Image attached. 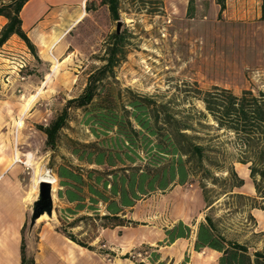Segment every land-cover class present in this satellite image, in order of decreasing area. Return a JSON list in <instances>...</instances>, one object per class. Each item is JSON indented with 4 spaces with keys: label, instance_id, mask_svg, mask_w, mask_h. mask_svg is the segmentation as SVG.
I'll return each instance as SVG.
<instances>
[{
    "label": "rangeland",
    "instance_id": "1",
    "mask_svg": "<svg viewBox=\"0 0 264 264\" xmlns=\"http://www.w3.org/2000/svg\"><path fill=\"white\" fill-rule=\"evenodd\" d=\"M67 1L71 5L58 7L60 11L50 10L42 27L35 26L31 31L35 52L20 38L9 39L0 50L1 129L9 132L13 143L22 150L21 162L31 167L34 180L38 169L41 173L49 171L56 178L54 215L58 209L66 207V203L57 196L59 184L50 163L55 166L62 162L80 164L71 152L73 140L90 142L96 138L84 124L82 110L72 112V120L61 132L55 152L46 147L45 134L38 125H47L61 111L67 99L81 93L88 74L103 64L101 56L105 42L111 33L117 31L118 23L111 18L108 8L102 6L86 13L70 28L68 15L74 14L76 8L74 3H70L74 0ZM186 1L122 0L119 31H127L130 44L125 59L115 69V77L109 80L108 90L114 95L121 90L126 100L125 89L131 88L159 101H170L176 109L205 110L196 89L207 90L218 85L236 94L243 89H252L255 93L264 89V22L252 26L243 20L217 17L211 13L210 0H194L195 8L190 14L185 8ZM59 37H62L59 49L52 50V43ZM21 59L26 65L19 71ZM55 64L57 67L53 70ZM23 82L26 83L24 86L19 85ZM33 95L31 106L22 114L25 103ZM20 118L23 123L16 134V123ZM201 121L214 125L212 118ZM197 126L200 135L212 136V141L222 150L217 160L223 168L213 170L219 179L202 180L207 184V195L217 199L208 212L214 215L219 229L228 238L247 244L251 250L262 248L264 232L257 228L250 210L253 205L261 203L260 192H264V182H258L259 189L251 196L223 194L231 184V181H225L228 177L225 170L242 159L240 150L232 134L216 130L215 126L205 129ZM200 179L196 175L181 186L188 188L194 183L200 188ZM179 189L177 192H172V188L156 191L144 198L136 211L139 215H173L177 205H172L181 203L179 210L183 212L181 200L188 197V193L181 187ZM189 194L194 199L193 193ZM75 232L86 239L92 235L84 225L75 228ZM151 254L152 248L148 245L128 252L130 258L137 262L150 260Z\"/></svg>",
    "mask_w": 264,
    "mask_h": 264
},
{
    "label": "trees",
    "instance_id": "2",
    "mask_svg": "<svg viewBox=\"0 0 264 264\" xmlns=\"http://www.w3.org/2000/svg\"><path fill=\"white\" fill-rule=\"evenodd\" d=\"M28 1L0 0V16L7 19L0 30V50L12 35H17L35 52L34 43L22 27L20 14ZM153 2L161 3V0ZM217 3L222 11L225 0ZM102 6L108 8L113 20L120 19L122 0H86L85 10L89 13ZM261 8L264 19V0ZM193 9L190 0L188 13ZM129 36L126 30L111 33L101 56L103 64L88 74L81 93L67 99L47 125H38L45 134L46 147L55 152L61 132L72 120V112L82 110L83 122L96 138L90 142L73 140L71 152L80 164L50 163L59 184L57 196L66 203V207L57 210L56 229L89 249L95 248L91 243L100 229L138 224L126 215L144 198L177 184L185 185L196 175L201 178L199 186L206 202L213 204L217 200L207 195V184L202 180L219 179L213 170L223 168L217 160L222 150L212 141V136L200 135L197 125L204 129L215 126L216 130L232 134L242 156L238 162L250 163V177L257 191L258 182H264V89L257 93L243 89L240 94L218 85L207 90L196 89L205 110L176 109L170 101H159L131 88L125 89L124 100L121 90L114 95L108 89L116 67L128 53ZM207 118H212L214 125L202 123ZM51 157L54 159V155ZM225 171L228 173L225 181L231 184L223 194L246 196L233 192L234 187L244 184L234 165ZM260 198L261 203L253 207L264 210V192H260ZM205 218L206 222L198 227L195 250L209 247L221 252L218 264H264V246L251 250L247 244L223 234L211 216ZM83 225L92 233L90 239L75 232V228ZM190 231L187 224L179 221L165 232L170 243L187 237ZM154 255L152 251L151 258ZM20 264H34L33 259L27 260L24 246Z\"/></svg>",
    "mask_w": 264,
    "mask_h": 264
},
{
    "label": "crops",
    "instance_id": "3",
    "mask_svg": "<svg viewBox=\"0 0 264 264\" xmlns=\"http://www.w3.org/2000/svg\"><path fill=\"white\" fill-rule=\"evenodd\" d=\"M74 1L70 3H74L76 10L74 14L68 15L70 28L82 12L88 13L85 10L86 0ZM189 1L187 0L185 5L187 12ZM232 1L233 3L225 0V8L221 11L217 0H210L211 13L232 21L243 20L252 26L264 22L262 0ZM68 5L71 4L67 0H30L24 5L20 13L22 27L33 43L31 36L33 28L38 25L42 27L50 10L60 11L58 7L65 8ZM193 7L195 8L194 0ZM25 8H27L26 14L23 16ZM6 22L7 19L0 16V30ZM13 38L19 37L12 35L10 39ZM26 83L19 85L24 86ZM1 128L2 123L0 125V264H20L22 246H24L27 260L33 259L34 264H218L221 252L209 247L200 251L194 248L199 224L206 222L207 215L213 220L215 217L208 212L214 203L208 204L202 190L193 184L188 188L181 185L172 187V192L179 191L181 187L188 193V197L181 200L184 207L183 212L179 210L181 203H174L172 206H177L173 215H139L136 211L139 202L126 215L138 224L100 229L99 235L91 243L95 246L94 249L81 246L58 231L56 229L59 225L57 215H54V218L40 217L29 234L28 223L31 205L36 197V179L34 180V175H31V167L21 162L22 150H19L18 145L13 143L9 132ZM15 132L17 134V131ZM234 168L244 179V184L234 187L233 192L246 196L254 194L256 187L250 177L248 166L237 162L234 163ZM189 193H193L194 199ZM175 201L179 202L177 199ZM250 212L256 221L257 228L260 232H264V210L253 207ZM179 221L191 228L190 234L169 243L165 231ZM141 245H148L152 248L155 253L153 258L138 262L130 258L128 252ZM255 249L261 248L253 250Z\"/></svg>",
    "mask_w": 264,
    "mask_h": 264
},
{
    "label": "water",
    "instance_id": "4",
    "mask_svg": "<svg viewBox=\"0 0 264 264\" xmlns=\"http://www.w3.org/2000/svg\"><path fill=\"white\" fill-rule=\"evenodd\" d=\"M121 24L122 21L118 20V32L120 30ZM42 216L54 218V184L46 180H40L38 182V192L31 205L28 223L29 234H31V231L37 220Z\"/></svg>",
    "mask_w": 264,
    "mask_h": 264
},
{
    "label": "bare ground",
    "instance_id": "5",
    "mask_svg": "<svg viewBox=\"0 0 264 264\" xmlns=\"http://www.w3.org/2000/svg\"><path fill=\"white\" fill-rule=\"evenodd\" d=\"M26 9L27 8H25V10L23 11V13H22V15L23 16H25V14H26ZM82 11V10H81ZM84 12H82L81 13V15L76 19V20H74V23L73 24H76V23H78L81 19H82V17L84 16ZM67 30V29H66ZM63 34V33H62ZM63 37V36H62ZM62 37H59V38H57L53 43H52V45H51V48H52V50H54V49H56V50H58L59 49V47H60V45H61V43H62ZM53 52V51H52ZM55 60L56 61H59V59H57V57H55ZM55 67H57V65L55 64V65H53V70L54 69H56ZM51 70V69H50ZM46 83V82H45ZM44 83V84H45ZM35 96L33 95L32 97H30L28 100H27V102L25 103V107H24V109H23V112H22V114H24L27 110H28V108L31 106V103H32V100H33V98H34ZM22 123H23V120H22V118H20L19 120H18V122H17V125H16V130L15 131H17L18 132V130H19V127L22 125ZM29 162V161H28ZM40 168V167H39ZM43 168V167H42ZM35 174H37V178H36V184H38V182L40 181V180H46V181H50V182H52L53 184L55 183V181H56V178L52 175V174H50V172L49 171H45V172H40V169H38L37 171H35ZM37 186V185H36ZM42 217H45V216H42Z\"/></svg>",
    "mask_w": 264,
    "mask_h": 264
},
{
    "label": "built area",
    "instance_id": "6",
    "mask_svg": "<svg viewBox=\"0 0 264 264\" xmlns=\"http://www.w3.org/2000/svg\"><path fill=\"white\" fill-rule=\"evenodd\" d=\"M26 63L21 59L20 62L18 63V70L21 71L22 68H24ZM147 253V252H146ZM141 255V254H139Z\"/></svg>",
    "mask_w": 264,
    "mask_h": 264
}]
</instances>
